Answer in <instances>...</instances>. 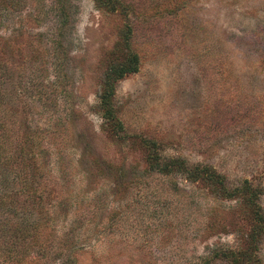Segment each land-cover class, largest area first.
<instances>
[{
	"label": "rangeland",
	"instance_id": "obj_1",
	"mask_svg": "<svg viewBox=\"0 0 264 264\" xmlns=\"http://www.w3.org/2000/svg\"><path fill=\"white\" fill-rule=\"evenodd\" d=\"M0 264H264V0H0Z\"/></svg>",
	"mask_w": 264,
	"mask_h": 264
},
{
	"label": "trees",
	"instance_id": "obj_2",
	"mask_svg": "<svg viewBox=\"0 0 264 264\" xmlns=\"http://www.w3.org/2000/svg\"><path fill=\"white\" fill-rule=\"evenodd\" d=\"M129 71H131V70H129ZM230 255L232 256V255H234V254H230Z\"/></svg>",
	"mask_w": 264,
	"mask_h": 264
}]
</instances>
